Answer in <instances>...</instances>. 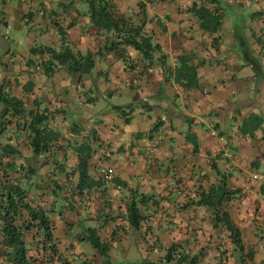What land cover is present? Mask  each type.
Returning a JSON list of instances; mask_svg holds the SVG:
<instances>
[{"label":"crops","instance_id":"crops-1","mask_svg":"<svg viewBox=\"0 0 264 264\" xmlns=\"http://www.w3.org/2000/svg\"><path fill=\"white\" fill-rule=\"evenodd\" d=\"M141 1L113 0L127 14L139 12ZM193 2L144 3L145 31L160 47L149 65L135 52L128 51L125 63L105 49L102 37L98 38L103 32L89 24L86 0H0V38L8 40L3 32L9 28L25 38L23 52H17L20 56L13 48L0 46V84L29 104L37 100L48 114V127L69 143L61 150L54 147L39 176L59 183L68 180L75 187V149L84 143L92 150L90 176L100 185L77 196L80 216L74 222L81 231L99 228V237L110 244L105 258L86 247L88 260H99L97 264H108L111 252L132 236L148 262L163 261L171 246L176 259L196 256L197 264H204L211 256L216 258L221 239L216 232L224 230L214 228L212 211L196 203L199 194L221 178L228 189L238 192L225 209L241 231L243 259L264 264V183L250 177L264 169V0H220L223 23L212 35L198 28L197 18L189 12ZM224 4L245 11L249 33L232 30ZM61 34L74 54L98 52L90 73H69L59 67L47 76L41 70L49 59L42 50L58 49ZM161 55L164 65L157 60ZM179 55L189 56L197 67L196 88H184L171 76ZM24 86L30 91L25 92ZM133 91L142 97L137 100ZM104 96L119 102L102 104L93 115V102ZM73 100L85 103L80 113L88 124L68 121L64 107L70 111ZM252 116L260 119L258 125ZM211 124L215 135L209 130ZM19 147L29 155L26 145ZM56 160L60 161L56 165H66L65 172L55 169ZM68 164L73 166L69 175ZM100 167L113 169L110 181L99 175ZM41 179L32 178L36 183ZM132 192L153 198L141 207L145 218L137 231L127 220ZM228 246L234 255L233 244ZM250 253L251 259L246 257Z\"/></svg>","mask_w":264,"mask_h":264},{"label":"trees","instance_id":"trees-1","mask_svg":"<svg viewBox=\"0 0 264 264\" xmlns=\"http://www.w3.org/2000/svg\"><path fill=\"white\" fill-rule=\"evenodd\" d=\"M86 1L89 24L98 32H103V35H98V38L100 40L102 37L101 41L109 53L126 63L129 57L128 51H131L148 61L149 65L153 63L156 59L154 55L160 47L145 31L146 5L144 3H163L173 0H144L145 2L141 1L137 4L139 12L134 11L130 14L120 12L113 0ZM189 12L197 18L200 30L210 35L219 32L223 23L220 0H194ZM138 15L141 18L135 21ZM42 52L49 56L44 64V73L47 76L59 67L65 68L69 73L88 74L94 68L95 56L98 54L96 51L85 55L74 54L63 34H61L58 49L45 47ZM157 60L159 62L163 60L162 65H164V56H159ZM163 74L169 75L166 68ZM172 75L174 81L184 88H196L198 85L197 67L191 63V58L187 55L176 57ZM23 89L25 92L30 91L29 86H24ZM12 91L11 87L6 88L5 85L0 84V264H74V260H79V264H93L87 258L84 244L95 250L100 257H107L110 244L104 242L99 237L97 229L92 227L85 228L81 235H75L64 244L65 246H62L59 228L55 222L51 221L48 214V212H55L56 203L52 202L51 198H45L51 194V197H55L64 189L71 191L73 197L80 196L84 191L100 185L98 180L90 176L88 162L92 150L89 144L81 143L75 149L76 159L72 162H76L75 168L78 175L75 187L70 185L68 180L59 183L51 180L50 176L44 178L39 176L41 168L47 164V157L53 155L54 147L61 150L67 148L69 143H64L60 134L48 127V114L45 109L39 108L40 103L37 100L34 99L29 104L27 99H22ZM253 121L257 125L260 123L257 117H253ZM77 129L79 127L75 126L73 131L77 132ZM57 142L63 144L57 145ZM22 143L27 147L28 156L19 149ZM58 163L60 161L56 160L52 164ZM64 166L66 165H56L55 169L65 172ZM72 167L67 165L69 169L67 175ZM32 178L42 179L36 183ZM237 193L228 189L225 179L221 178L217 185L199 194L196 204L206 206L212 211L214 228H222L226 231L234 250L241 253L244 249L241 231L235 227L229 212L225 209ZM152 199V196L147 197L132 192L126 207L127 220L131 229L137 231L140 228L145 218L141 207L145 206V200ZM46 204L49 207L48 211L44 209ZM58 214H61L60 211ZM101 222L102 229L104 222L102 220ZM28 235L31 236L29 242L26 241ZM251 254H247L246 257L251 259ZM182 256L179 255L176 259L174 247L171 246L163 261L139 264H170L172 262L197 264L196 256L190 258L188 255ZM242 260H244L243 257Z\"/></svg>","mask_w":264,"mask_h":264},{"label":"rangeland","instance_id":"rangeland-1","mask_svg":"<svg viewBox=\"0 0 264 264\" xmlns=\"http://www.w3.org/2000/svg\"><path fill=\"white\" fill-rule=\"evenodd\" d=\"M225 16L229 18L232 21V30H237L242 34H247L249 33V30L244 27L246 24V21L244 19H247V14L245 13L244 10H238V11H233V7L229 5H223ZM135 9V7H134ZM255 23V21H253ZM5 36H8V40H3L4 38H0V46L4 47H11L15 50V53L20 56V54L23 52V48L25 47L24 39L25 38H20L14 34V29L9 28L5 32ZM14 39V40H13ZM19 52V53H17ZM5 54V53H4ZM3 55V57H5ZM44 70V69H41ZM94 75V74H93ZM102 82L103 79H100ZM84 93L86 94V91L82 89ZM123 91H125L123 89ZM96 94V93H95ZM94 94V95H95ZM133 96H137V100L142 97V94L139 93V91H133ZM123 97H128V94H124ZM136 100V99H135ZM119 102V99H114L111 101V99L108 96H104L103 99H100L98 103H96V100L93 102L94 106L92 108V114L95 115L99 111L98 108L103 104L106 107L110 106V104H116ZM110 103V104H109ZM72 107L70 106L69 110H67L66 107L64 109L66 110V117L68 118L69 122L76 121L82 124H88L87 117L84 116V114L80 113V109L82 107H85V103H79L73 100ZM101 106V107H103ZM104 113H106L104 111ZM255 117V116H252ZM251 117V119H253ZM92 119H95L93 117ZM23 144V143H22ZM24 149L25 147L22 146ZM72 168H71V173H72ZM46 192V190H45ZM50 196V197H49ZM51 195L46 196L45 198L52 199V202L56 203L55 207V212H48L49 217L51 221L55 222L56 225L59 228V232L61 233V242L62 246H65L64 244L71 240L75 235H81L82 231L78 229V225L74 222L76 220V217L80 216V212H77V209L75 208V205L78 204V197H73V193L71 191H68V189H64L62 191L58 192V195L55 197H51ZM44 209L46 211L49 210L48 205L46 204L44 206ZM60 211L61 214H58ZM93 226V224H92ZM98 225L96 224L94 227H97ZM97 229V228H96ZM99 229V228H98ZM97 229V232H98ZM216 234L221 235V239H219L220 245L217 246V248H220V250L216 253L218 256L216 258H213L212 256L210 259H208L204 264H248L247 259L242 260L241 258L244 257L243 252H241L240 256L238 252H235L234 255H232L231 252V247L228 246L230 243L229 240L227 239L226 234L222 230H218ZM31 239V236L28 235L26 238V241L29 242ZM123 246H118L116 247L115 250L111 252L112 258L110 259V262L108 264H139L143 262H148L150 259H147L146 254L143 251H140L137 248L136 245V239L135 237H129L125 242L122 244ZM88 247L86 244L83 245L85 253H87V248ZM124 248V252H122V249ZM226 249V251H225ZM211 250V249H210ZM244 250V249H243ZM208 254H214L213 251L207 252ZM231 253V256H230ZM210 254V255H211ZM229 256V257H228ZM93 264H97L99 260L95 263L94 260H90ZM74 264H79V260H74ZM199 263V262H198ZM202 264V263H199Z\"/></svg>","mask_w":264,"mask_h":264},{"label":"built area","instance_id":"built-area-1","mask_svg":"<svg viewBox=\"0 0 264 264\" xmlns=\"http://www.w3.org/2000/svg\"><path fill=\"white\" fill-rule=\"evenodd\" d=\"M213 126H214L213 124L209 125V130L212 135H215L214 134L215 130ZM224 155L226 157H231V155L228 152L224 153ZM98 172L104 178V180H110L114 176V171L112 168L102 167L98 170ZM250 177L251 179L257 182L264 183V169L251 173Z\"/></svg>","mask_w":264,"mask_h":264},{"label":"clouds","instance_id":"clouds-1","mask_svg":"<svg viewBox=\"0 0 264 264\" xmlns=\"http://www.w3.org/2000/svg\"><path fill=\"white\" fill-rule=\"evenodd\" d=\"M100 168H102V167H100ZM100 168H99V169H100ZM72 169H73V168H72ZM99 169H98V170H99ZM72 171H73V170H72ZM98 173H99V172H98ZM99 175H100V174H99ZM100 176H101V175H100ZM101 177H102V176H101ZM112 178H113V177H112ZM103 179H104V178H103ZM110 180H111V179H110ZM110 180H105V181H110Z\"/></svg>","mask_w":264,"mask_h":264}]
</instances>
